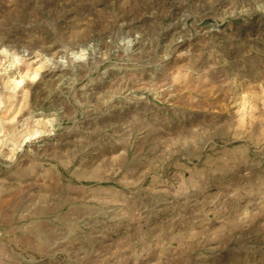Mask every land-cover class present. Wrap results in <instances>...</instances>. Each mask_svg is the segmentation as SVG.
I'll list each match as a JSON object with an SVG mask.
<instances>
[{
	"label": "rangeland",
	"instance_id": "obj_1",
	"mask_svg": "<svg viewBox=\"0 0 264 264\" xmlns=\"http://www.w3.org/2000/svg\"><path fill=\"white\" fill-rule=\"evenodd\" d=\"M0 264H264V0H0Z\"/></svg>",
	"mask_w": 264,
	"mask_h": 264
}]
</instances>
